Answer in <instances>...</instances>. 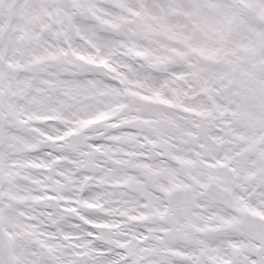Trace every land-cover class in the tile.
<instances>
[{
  "label": "snow or ice",
  "instance_id": "1",
  "mask_svg": "<svg viewBox=\"0 0 264 264\" xmlns=\"http://www.w3.org/2000/svg\"><path fill=\"white\" fill-rule=\"evenodd\" d=\"M0 264H264V0H0Z\"/></svg>",
  "mask_w": 264,
  "mask_h": 264
}]
</instances>
